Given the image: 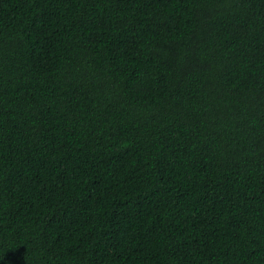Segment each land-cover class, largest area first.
Masks as SVG:
<instances>
[{
	"label": "trees",
	"instance_id": "16d2710c",
	"mask_svg": "<svg viewBox=\"0 0 264 264\" xmlns=\"http://www.w3.org/2000/svg\"><path fill=\"white\" fill-rule=\"evenodd\" d=\"M0 264H264V0H0Z\"/></svg>",
	"mask_w": 264,
	"mask_h": 264
}]
</instances>
